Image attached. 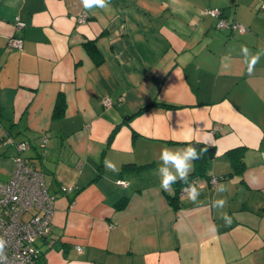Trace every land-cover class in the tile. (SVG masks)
Segmentation results:
<instances>
[{"label":"crops","instance_id":"crops-1","mask_svg":"<svg viewBox=\"0 0 264 264\" xmlns=\"http://www.w3.org/2000/svg\"><path fill=\"white\" fill-rule=\"evenodd\" d=\"M262 3L0 0V183L26 141L21 155L55 196L36 264H264V55L249 76L240 52L264 51ZM210 8L246 31L216 28ZM188 140L214 156L191 178L197 200L183 184L174 208L159 157Z\"/></svg>","mask_w":264,"mask_h":264},{"label":"built area","instance_id":"built-area-1","mask_svg":"<svg viewBox=\"0 0 264 264\" xmlns=\"http://www.w3.org/2000/svg\"><path fill=\"white\" fill-rule=\"evenodd\" d=\"M261 6L264 7V3ZM206 13L216 18L215 26L218 29L246 31L244 25L234 20L228 21L219 8L207 9ZM85 19L86 15L81 14L78 22ZM24 25L22 20L17 19L15 22L16 29H21ZM22 43L20 36H11L7 46L21 49ZM103 103L110 105L109 98H105ZM27 145L26 141L15 144L17 154L13 160L12 172L6 181L0 183V237L7 241L6 264H36L40 249L35 242L39 238L47 237L51 229L55 196L47 191L43 172L21 155ZM219 180L220 177L211 176L208 182L215 185ZM193 181L197 183L195 178L189 182ZM120 183L124 184L121 181ZM186 187L185 184L181 187V194H184L183 189ZM25 214H28L26 218Z\"/></svg>","mask_w":264,"mask_h":264},{"label":"clouds","instance_id":"clouds-1","mask_svg":"<svg viewBox=\"0 0 264 264\" xmlns=\"http://www.w3.org/2000/svg\"><path fill=\"white\" fill-rule=\"evenodd\" d=\"M81 4L84 9L92 11L94 9H107L110 5V0H81ZM242 63L245 67L247 75L251 76L255 71L256 64L260 61L261 55H264V51H257L253 53L246 45H241L240 48ZM231 55L227 54L222 58V66L225 70L230 68ZM200 143V141H196ZM186 147L182 148H163L160 153V166L157 170V174L160 177V187L164 191H171V186L177 182L187 185L183 189V193L187 198L193 202L197 200L200 195L201 188L198 187L195 181L189 182V175L192 172L193 161L200 159L202 153L207 149L202 148L197 151L193 146L191 140L185 142ZM105 167L115 171V165L105 160ZM227 188L224 184H218L216 186V192L218 194L224 193ZM227 203L224 198L214 199L212 201V207L217 209H223ZM221 217L224 219L225 224L231 223V217L227 213L221 212ZM7 241L0 237V264H6L8 257L5 254V248ZM78 251H81L78 249Z\"/></svg>","mask_w":264,"mask_h":264},{"label":"trees","instance_id":"trees-1","mask_svg":"<svg viewBox=\"0 0 264 264\" xmlns=\"http://www.w3.org/2000/svg\"><path fill=\"white\" fill-rule=\"evenodd\" d=\"M115 131V130H114ZM113 131V132H114ZM207 149V146H204ZM214 156V149L210 148L207 149L204 153L201 154L200 159L194 161V172L192 174L189 175V181L191 180V178H193V175H203L205 168L207 166V162ZM241 161H235L234 165L236 169L241 168L242 164L240 163ZM233 172H228L227 175H232ZM176 193L173 197L170 198V203H172L174 208H178L179 206V197H178V191L181 185H183L180 182H177L176 184Z\"/></svg>","mask_w":264,"mask_h":264}]
</instances>
